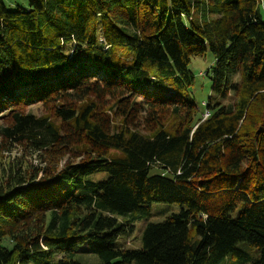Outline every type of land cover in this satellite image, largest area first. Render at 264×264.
I'll return each mask as SVG.
<instances>
[{
    "label": "trees",
    "instance_id": "1",
    "mask_svg": "<svg viewBox=\"0 0 264 264\" xmlns=\"http://www.w3.org/2000/svg\"><path fill=\"white\" fill-rule=\"evenodd\" d=\"M26 4L0 0V264H264V0ZM153 202L180 210L118 247Z\"/></svg>",
    "mask_w": 264,
    "mask_h": 264
},
{
    "label": "rangeland",
    "instance_id": "2",
    "mask_svg": "<svg viewBox=\"0 0 264 264\" xmlns=\"http://www.w3.org/2000/svg\"><path fill=\"white\" fill-rule=\"evenodd\" d=\"M5 5L8 8L15 9L16 7L26 8V0H3ZM213 64V58L209 52H206L203 57H193L191 58L189 69L195 76V81L193 86L190 88L189 92L191 94V98L198 105L202 106L205 104L207 97L210 94V80L205 76V72L209 69V67ZM34 112H42V107L30 108V110ZM47 111L49 109H46ZM37 114V113H36ZM2 122V120H1ZM10 157L14 156H23L27 157L33 164H36V160L27 155V153H23L20 147H11L10 152H6ZM104 175L95 174L93 178L101 179ZM180 210V207L175 204L161 203V202H153L150 206L149 215L141 217L137 219L133 225V232L129 236H121L118 237L115 241V244L118 247L124 248H139L141 246V234L142 229L145 224L148 222H161L166 219V217L172 213H176ZM75 260L79 261L82 264H99V260L97 256L88 251L87 246H85V250L82 252H77L75 255ZM234 260L230 256L224 257L218 264H234Z\"/></svg>",
    "mask_w": 264,
    "mask_h": 264
},
{
    "label": "bare ground",
    "instance_id": "3",
    "mask_svg": "<svg viewBox=\"0 0 264 264\" xmlns=\"http://www.w3.org/2000/svg\"><path fill=\"white\" fill-rule=\"evenodd\" d=\"M264 12V11H263ZM264 14V13H263Z\"/></svg>",
    "mask_w": 264,
    "mask_h": 264
}]
</instances>
